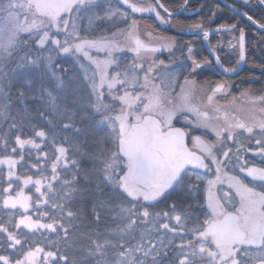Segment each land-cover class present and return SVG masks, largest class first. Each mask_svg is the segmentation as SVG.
<instances>
[{
	"label": "snow or ice",
	"instance_id": "6c2138e0",
	"mask_svg": "<svg viewBox=\"0 0 264 264\" xmlns=\"http://www.w3.org/2000/svg\"><path fill=\"white\" fill-rule=\"evenodd\" d=\"M224 6L0 0V264H264V0Z\"/></svg>",
	"mask_w": 264,
	"mask_h": 264
},
{
	"label": "flooded vegetation",
	"instance_id": "af4514ba",
	"mask_svg": "<svg viewBox=\"0 0 264 264\" xmlns=\"http://www.w3.org/2000/svg\"><path fill=\"white\" fill-rule=\"evenodd\" d=\"M164 2L171 9H176L179 7L182 0H164ZM205 2L208 3L209 7H212L215 3H220L221 8H222L221 16L224 19H230L233 17V13L229 11L227 7L224 6L226 3L233 2V0H191V7L198 8L202 3H205ZM235 2L239 3V0H235ZM207 12H208V9L206 8L204 12L201 13L200 15H206ZM257 14L259 15V12H257ZM137 18L140 19V23L142 26H150L151 29L159 35H162L165 37L178 36V38H181L183 41L194 40V37L191 34L186 33V32L179 33L178 30L175 28H171V27H168L167 25L160 24L159 21L155 20L154 17L144 16L143 18H141L140 15L137 14ZM199 18L200 16L196 14L181 13L179 16H177L174 19L173 22L174 23H192V22H196L197 20H199ZM217 22H221V21L218 20ZM214 26L215 25H213V27ZM216 39L217 37L215 36L212 37L213 43L216 42ZM194 42L196 43L197 47H201L200 42L198 40H194ZM204 55H207V52H205ZM166 56H167V52L163 54V57H166ZM260 59H261V56L258 50L250 52V55H249L250 64L244 65L243 70L239 73V76H233L231 77V80H235L237 83H239L240 78H244V83L242 84V87L248 88L250 86L255 91H259L260 89L264 88V80L254 81V80L248 79L252 75H255V76L260 75L259 68H254L250 66L252 61L259 63ZM206 75L208 76V78L216 79V77L212 75L211 71L207 72Z\"/></svg>",
	"mask_w": 264,
	"mask_h": 264
}]
</instances>
